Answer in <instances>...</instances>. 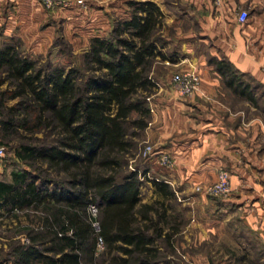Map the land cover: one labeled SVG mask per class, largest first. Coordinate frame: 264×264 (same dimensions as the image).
Listing matches in <instances>:
<instances>
[{
	"label": "trees",
	"instance_id": "16d2710c",
	"mask_svg": "<svg viewBox=\"0 0 264 264\" xmlns=\"http://www.w3.org/2000/svg\"><path fill=\"white\" fill-rule=\"evenodd\" d=\"M126 6L78 64L41 63L21 39L0 38V130L17 140L0 173V220H27L0 235L13 264H173L180 224L166 201L175 195L127 167L149 123L155 70L176 60L164 52L162 10L150 0ZM206 62L226 90L259 107L263 86L223 56ZM144 181L160 200L141 202Z\"/></svg>",
	"mask_w": 264,
	"mask_h": 264
},
{
	"label": "crops",
	"instance_id": "0c3cea01",
	"mask_svg": "<svg viewBox=\"0 0 264 264\" xmlns=\"http://www.w3.org/2000/svg\"><path fill=\"white\" fill-rule=\"evenodd\" d=\"M8 1L12 0H0V19H6L4 6ZM14 1L21 3L25 19L17 35L23 41L36 42L33 51L44 36V31L36 30V25L47 13L38 0ZM184 1L193 6V12L184 16L194 22L196 31L194 36L190 30L180 34L178 48L172 51L176 61L166 62L165 84L159 85L151 98L153 111L144 133L145 141L166 152L173 161V167L166 169V184L175 196L191 202L190 211L196 215L189 224L196 228L193 243L217 242L225 225L233 234L230 242L242 252L233 258L243 264L253 260L261 264L264 262V92L259 107L230 93L207 64V56L193 50V42L208 43L207 55L225 57L264 89V0ZM251 6L258 7L256 16L250 15ZM239 11L247 13L244 22L237 20ZM105 21L100 23L99 34L91 37L106 34ZM90 24L94 25L93 21ZM174 68L192 69L198 75L199 87L192 96L179 97L173 89ZM220 169L228 173L230 193L218 203L210 200L203 190L215 181ZM227 257H216L203 250L177 255L183 264H222Z\"/></svg>",
	"mask_w": 264,
	"mask_h": 264
},
{
	"label": "rangeland",
	"instance_id": "374dc122",
	"mask_svg": "<svg viewBox=\"0 0 264 264\" xmlns=\"http://www.w3.org/2000/svg\"><path fill=\"white\" fill-rule=\"evenodd\" d=\"M74 1V7H68L66 9H47L44 11L47 15L38 22L36 25V30L40 33L44 31V36L42 37L39 46L32 51L36 42L29 39V41H23L17 34L20 33V27L25 24L24 8L20 6L21 3L14 0L8 1L5 4V17L6 19H0V38L2 40H7L9 37H15L21 39L23 42V49L32 57L40 60L41 63L51 62L54 65H69L78 64L80 61L81 54L87 49L89 39L93 34H99L98 28L101 22L106 20L107 32L103 36H107L110 31L111 24L116 18H126L127 17V6L126 2L129 0H82V4H77V0ZM153 1L163 12L164 21L167 24L163 28V33L165 34L166 47L164 52L172 53L176 50L180 41V34L186 32V30L192 31L194 36L195 26L194 22L188 20L184 13L193 12V6L184 0H150ZM73 6V5H72ZM72 10H74L72 12ZM10 14H7V12ZM3 16V9H2ZM258 13L257 6H251V16H256ZM75 19V20H74ZM4 20V21H3ZM93 21L94 25H89ZM94 29V30H93ZM4 33V34H3ZM9 36L6 38V36ZM196 39V38H195ZM194 39H192L193 42ZM193 50L199 53L207 55L208 43L198 41L193 42ZM174 54V53H173ZM155 71L157 78V90L158 86H163L165 84L164 80L166 78V62L162 66L158 67ZM185 70H179V68H174L171 72L172 82L175 77H179ZM154 91V93H155ZM154 93L147 98L150 115L153 111L151 106V98ZM150 122V119H149ZM149 125V123H148ZM148 127V126H147ZM146 130V129H145ZM145 133V131H144ZM144 133L140 137L137 143L136 150L134 151V156L128 161V170H133L135 166L140 169L147 170V180L149 177L159 179L166 182V167L159 166L154 163L153 160L145 159L143 156V151L145 147L149 146L154 151H160L152 143L145 141ZM41 137V134H38ZM17 143L16 139L5 140L2 136L0 130V147H4L5 156L3 160V170L8 164H13L16 160L14 156V148ZM164 152V151H163ZM166 153V152H165ZM168 170V169H167ZM207 187V186H206ZM141 202L151 203L155 200H160L161 197L154 190L149 181H144L139 187ZM211 196H209L210 198ZM223 198L211 197L212 201H219ZM167 206H171L169 209V214L175 218V221L179 222V230L173 236V252L170 253V260L173 264H183L182 261L177 259L178 254L183 253H194L203 250L204 252H211L216 254V257H228L222 261V264H243L240 260L234 259L233 256H239L242 254L241 249L230 242V237L233 235L231 231L225 228L219 232V239L217 242L212 240V243L206 244H194L193 238L196 234V228L193 224L189 225L191 221L196 217V215L190 211L191 202L183 201V198L179 196H174L170 201H166ZM27 220L24 216L19 218H3L0 220V235L8 236V229L12 228L16 224H24ZM187 226V228H186ZM184 231V232H183ZM189 239V240H188ZM22 243L25 241L24 238L21 239ZM191 241V243H189ZM4 250H7L6 244L0 243V264H13L10 261L9 255H7ZM166 252H168L166 250ZM169 253V252H168ZM253 256V255H252ZM245 264H250V262H245ZM251 264H257L256 260L251 261ZM261 264H264L262 262Z\"/></svg>",
	"mask_w": 264,
	"mask_h": 264
},
{
	"label": "built area",
	"instance_id": "2783aa9c",
	"mask_svg": "<svg viewBox=\"0 0 264 264\" xmlns=\"http://www.w3.org/2000/svg\"><path fill=\"white\" fill-rule=\"evenodd\" d=\"M42 7L47 9H66L75 4L71 0H38ZM77 4H82V0H77ZM247 18L245 11H239L237 14V20L244 22ZM264 73V71H263ZM172 87L179 97L188 98L192 96L199 87V77L196 72L192 69L185 70L179 77H175L172 83ZM5 156L4 147H0V173L3 171V160ZM145 159L153 160L155 164L170 169L173 167V161L170 156L163 151H154L149 146L145 147L143 151ZM147 175V174H146ZM207 196L225 198L230 193L228 173L225 170L220 169L217 174L215 181L209 184L203 190ZM264 201V196H263ZM90 212L92 216L95 215L94 206H90ZM95 225V224H94Z\"/></svg>",
	"mask_w": 264,
	"mask_h": 264
}]
</instances>
